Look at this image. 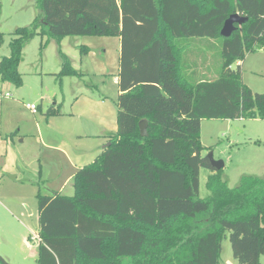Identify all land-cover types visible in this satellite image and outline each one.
I'll return each mask as SVG.
<instances>
[{
	"label": "trees",
	"instance_id": "16d2710c",
	"mask_svg": "<svg viewBox=\"0 0 264 264\" xmlns=\"http://www.w3.org/2000/svg\"><path fill=\"white\" fill-rule=\"evenodd\" d=\"M34 1V20L15 29L9 56L0 59V83L21 87L22 53L36 36L47 37L40 51L49 39H120L117 133L92 164L76 171L72 196L36 195L37 264H220L227 235L237 264H260L264 178L242 175L229 188L222 169L202 155L200 126L203 120L264 121V94L242 82L237 64L264 47V0ZM235 13L248 21L222 39L223 22ZM192 39H219L216 79H191ZM58 54L57 80L81 75ZM49 112L58 114L59 107ZM202 169L213 173L205 198L199 197ZM0 264L9 263L0 256Z\"/></svg>",
	"mask_w": 264,
	"mask_h": 264
},
{
	"label": "rangeland",
	"instance_id": "374dc122",
	"mask_svg": "<svg viewBox=\"0 0 264 264\" xmlns=\"http://www.w3.org/2000/svg\"><path fill=\"white\" fill-rule=\"evenodd\" d=\"M37 12L34 0H0V59L9 56L11 34L17 28L30 25ZM46 40L47 37L36 36L24 48L18 69L22 80L19 94L16 92L19 88L7 83L15 100L21 101L22 107L17 111L27 120V131L34 136L33 139L27 137L23 143H19L21 137L16 132L7 135V142L5 136L0 137V166L3 165L0 171V256L9 264H37L36 195L61 190L62 194L72 196L71 185L77 170L71 168L70 160L76 164H92L109 142L108 137L98 141L86 135V129L80 127L84 115L79 106L83 104V110L88 112L86 108L94 106L97 100L105 103L106 110L93 107L94 115L104 117L107 134L117 133L118 86L114 75L120 57L118 38L74 36L63 38L59 44L49 39L40 51V45ZM84 46L89 47L90 52H84ZM58 49L80 76L57 80L55 75L61 67ZM219 58V47H212L208 61L210 71L221 72ZM240 65L242 82L253 93L264 94V47L246 54ZM40 94L44 96L43 101L39 99ZM50 96L47 101L46 97ZM76 97L78 102L71 105ZM26 104L35 105L38 112L33 114ZM56 106L60 113L51 114L49 109ZM85 117L86 124L88 115ZM36 123H40L39 135ZM258 138H264V121H201L200 142L207 147L202 155L212 152L214 160L224 162L222 177L229 188L235 187L242 175L264 178V147L243 144L244 140ZM207 175L208 171L202 169L200 198L208 196ZM220 264H237L228 235L222 241ZM260 264H264V257L260 258Z\"/></svg>",
	"mask_w": 264,
	"mask_h": 264
},
{
	"label": "crops",
	"instance_id": "0c3cea01",
	"mask_svg": "<svg viewBox=\"0 0 264 264\" xmlns=\"http://www.w3.org/2000/svg\"><path fill=\"white\" fill-rule=\"evenodd\" d=\"M118 41L120 43L119 38H118ZM189 42L191 43L190 45H189ZM187 44L189 45V49H191V51L187 55L188 64L190 65L189 73H192V75H193L191 77V79L195 80V82L216 79L218 77V75L220 74V72L219 71H216V72L210 71V69L208 68L209 67L208 61H209V58L211 56V48L213 47V48L217 49L218 47H220L219 44L217 43V41H215V40H193L192 39V40H188ZM83 51L88 53V52H90V48L87 46H84ZM237 64H241V62H237ZM118 72H119V65H118V69H117V74L114 75V79H115L117 86H118ZM10 88H11L10 85H8L7 83H1V85H0L1 91L8 92L11 95L10 98L3 99L0 102V137L3 138V136H5V141H6V140H8L6 138V137H8L7 136L8 134H12V133L16 132V133H18V137H21V139L19 140V143H23V142H25L27 137H30L31 139H33L34 136H33V134H31L32 132H30L29 130L27 131V127L29 126V124L27 123V120H25L22 116H20L21 114H19V112L17 111V109H20L22 107V103L19 100H15L13 94L11 93ZM16 92L19 94L20 88L16 89ZM118 94H119V90L117 91V95ZM46 98H47V101H49L51 96L46 97ZM39 99L41 101H43L44 96L42 94H40ZM78 100H79V98L76 97L74 99V101L71 103V105H74L76 102H78ZM96 100H97V98H96ZM93 102H95V101H93ZM56 104L57 103L54 102V105H56ZM83 106H84L83 104L79 106V110H80V108H82V111L80 113L83 114L84 117H85V115H88V117H87L86 124H85V120L83 121L84 117L81 116L82 125L80 124V127H83V129H86V135H88V137L94 138L95 140H98V141L101 138H105V139L107 137L109 138V135H111V134H107L108 133L107 132L108 126L105 122L104 117L100 116V114L94 115L95 109H93V107L96 106L99 108L102 107L103 109L106 110L107 107H106L105 103L97 100V102L94 103V106L86 108V111H88V112H85L83 110ZM89 110H90V112H89ZM37 112H38V107H37ZM244 121L249 122V121H254V120H244ZM39 125H40V123L35 124L36 132L38 133V135L40 132ZM263 139L264 138H258L256 140L249 139L247 141L244 140L243 144H245V146H248V145L251 146L252 145V146L264 147L263 146L264 145ZM255 141H258L260 143V145L254 144ZM0 146L2 147V145H0ZM205 148H207V147H205ZM102 150H103V147L101 148V151ZM70 161H71L70 162L71 168H73L75 170L82 168L84 165L86 166V164H81L80 162H78V164H76V162H73L74 160L73 161L70 160ZM2 169H3V165L0 166V171H2ZM200 172H201V170H200ZM212 174L213 173L208 171L207 177L212 175ZM207 177H206V180H207ZM62 188H63V186H62ZM54 193H56V192H52V193H48V194H54ZM57 193L62 194L61 190H59ZM62 195L70 196L71 194H62Z\"/></svg>",
	"mask_w": 264,
	"mask_h": 264
},
{
	"label": "water",
	"instance_id": "95a60500",
	"mask_svg": "<svg viewBox=\"0 0 264 264\" xmlns=\"http://www.w3.org/2000/svg\"><path fill=\"white\" fill-rule=\"evenodd\" d=\"M248 21V18L242 17L238 14H231L229 15L225 21L223 22V25L219 32V37L222 39L230 38L231 35L239 29L242 25H244ZM139 132L141 137H147V123L146 121L142 120L138 123ZM110 145V142L106 143L103 146V149L107 148ZM209 159V162L211 166L216 170L219 171L223 169L224 162L221 160H214L212 156V152L206 155Z\"/></svg>",
	"mask_w": 264,
	"mask_h": 264
},
{
	"label": "built area",
	"instance_id": "2783aa9c",
	"mask_svg": "<svg viewBox=\"0 0 264 264\" xmlns=\"http://www.w3.org/2000/svg\"><path fill=\"white\" fill-rule=\"evenodd\" d=\"M10 97H11L10 93L0 90V102L3 99L10 98ZM26 108L30 110L33 114L37 113V107L33 104H26Z\"/></svg>",
	"mask_w": 264,
	"mask_h": 264
}]
</instances>
